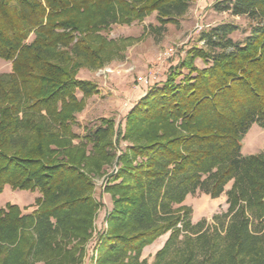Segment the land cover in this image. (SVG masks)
Here are the masks:
<instances>
[{"label": "trees", "instance_id": "trees-1", "mask_svg": "<svg viewBox=\"0 0 264 264\" xmlns=\"http://www.w3.org/2000/svg\"><path fill=\"white\" fill-rule=\"evenodd\" d=\"M193 1L0 0V60L10 63L0 73V193L40 194L30 212L0 207V264L80 263L100 205L91 175L113 160L96 264H147L142 250L166 233L152 264H264V151L241 153L250 126L264 128V0H216L215 11L248 20V34L234 41L230 22L201 31L203 45L148 86L123 130L101 118L73 131L98 93L78 70L120 53L101 32L153 12L176 24ZM196 190L224 193L226 212L193 224L182 202Z\"/></svg>", "mask_w": 264, "mask_h": 264}, {"label": "rangeland", "instance_id": "rangeland-1", "mask_svg": "<svg viewBox=\"0 0 264 264\" xmlns=\"http://www.w3.org/2000/svg\"><path fill=\"white\" fill-rule=\"evenodd\" d=\"M215 1H193L187 12L177 18L176 24L160 25L156 18L157 13L153 12L129 25L114 23L107 30L102 31L101 34L107 40L118 43L120 53L111 55L109 60L97 69L78 70L77 78L95 83L98 93L89 96L83 109L75 115L77 124L73 126V131L83 135L94 129L101 118L114 119L115 127L120 125L123 130L126 114L144 95L148 86L152 85L151 83L139 86L136 78L158 71L157 80L153 83H162L170 65H175L184 58L191 47L203 45L198 40L201 31L220 23L230 22L239 27L230 35L231 38L234 41L242 40L249 32L248 20L243 16L233 17L226 12L215 11L212 8ZM197 26L203 28L197 30ZM169 46L175 48V54L160 66L157 57ZM195 65L200 68L203 63L197 59ZM9 69L10 63L0 60V73L9 72ZM77 95L81 96L79 92ZM121 144V147H124L128 142L123 141ZM262 151H264V128L254 123L242 138L241 153L248 155ZM116 170V160H113L99 174L91 175L94 182L93 196L100 205L94 215L91 234L82 244L81 260L78 264H96L98 238L105 231V216L112 207L111 195L105 191V186L108 175ZM230 186L231 182L225 186V190ZM39 195L38 192L12 190L6 186L0 193V207L10 202L17 204L24 213L30 212L35 208V198ZM182 204L191 208L190 220L193 224L201 220L207 224L213 223L214 215H222L227 210L224 193L217 198H211L204 192L196 190L188 194ZM167 236L168 233L163 234L144 247L140 260L152 264L156 252L162 247Z\"/></svg>", "mask_w": 264, "mask_h": 264}, {"label": "built area", "instance_id": "built-area-1", "mask_svg": "<svg viewBox=\"0 0 264 264\" xmlns=\"http://www.w3.org/2000/svg\"><path fill=\"white\" fill-rule=\"evenodd\" d=\"M202 28H203L202 26H197V30H201ZM174 54H175V48L173 46L167 47L157 57V60L159 62V65L162 66V64L167 59L171 58ZM157 73H158V71H153V72L149 73L146 76H139V77L136 78V82H137V84L139 86L149 85L151 83L153 84V82L155 80H157V76H156Z\"/></svg>", "mask_w": 264, "mask_h": 264}, {"label": "crops", "instance_id": "crops-1", "mask_svg": "<svg viewBox=\"0 0 264 264\" xmlns=\"http://www.w3.org/2000/svg\"><path fill=\"white\" fill-rule=\"evenodd\" d=\"M10 70V69H9Z\"/></svg>", "mask_w": 264, "mask_h": 264}]
</instances>
